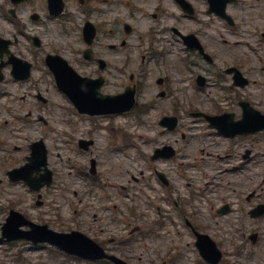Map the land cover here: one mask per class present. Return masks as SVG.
I'll use <instances>...</instances> for the list:
<instances>
[{"label": "rangeland", "instance_id": "374dc122", "mask_svg": "<svg viewBox=\"0 0 264 264\" xmlns=\"http://www.w3.org/2000/svg\"><path fill=\"white\" fill-rule=\"evenodd\" d=\"M63 1L64 12L51 16L45 0L16 5L0 0L2 36H14V23L5 13L14 7L23 31L39 35L43 42L32 56L25 35L18 34L12 46L15 54L34 63L28 80L15 82L8 68L3 69L0 227L12 207L52 229H78L103 240L130 264H203L184 225L183 220L188 219L218 243L225 253L223 264H264V216L250 218L247 214L264 202V131L229 139L213 133L202 117L192 116L194 111L216 114L228 110L238 118L239 99L249 100L264 112V0H237L228 5L227 12L236 20L233 26L207 13L206 0H187L194 8L191 16L184 15L174 0H82L83 5L78 0ZM33 13L39 14L37 20L31 19ZM85 19L100 27L94 50L108 62L101 90L122 91L130 74L140 84L137 105L127 113H77L57 90L43 62L46 53H58L80 74L95 75L96 66L80 54L84 47L80 27ZM124 21L134 27V33L126 35L124 46L108 48L109 43L124 38ZM171 27L183 33L198 32L214 63L207 64L185 49ZM231 65L239 66L249 78L246 87H230L231 79L223 69ZM195 73L206 76L208 84L196 87ZM159 76L166 79L160 86L156 83ZM160 90L166 91L164 96L157 95ZM36 94L46 101L38 100ZM163 115L177 116L173 130L159 125ZM118 129L127 133V141ZM39 138L47 149L52 183L39 191L38 198V192L22 181H9L5 172L9 165H22L29 144ZM79 138H92L94 143L83 150L77 146ZM164 144L176 149L175 156L151 160L153 149ZM247 149L250 153L245 158ZM90 158L96 161L94 175L89 173ZM156 168L166 175L169 192L156 182ZM196 191L208 196L203 200L191 194ZM168 194L171 197L164 199ZM174 201L182 212L172 207ZM225 204H229L228 212H217ZM156 219L161 223L155 224ZM142 231L151 234L141 237ZM256 231L259 238L252 243L248 235ZM128 232L136 238L123 243L117 240H125ZM0 264L109 263L69 257L51 245L33 246L19 240L0 244Z\"/></svg>", "mask_w": 264, "mask_h": 264}, {"label": "water", "instance_id": "95a60500", "mask_svg": "<svg viewBox=\"0 0 264 264\" xmlns=\"http://www.w3.org/2000/svg\"><path fill=\"white\" fill-rule=\"evenodd\" d=\"M228 0H221L218 4H214L213 0H210L211 7L210 9L215 10L216 12L223 14L224 5ZM55 7L53 5H50ZM58 8L53 10V12H58L61 9V3H58ZM51 68L56 73L59 81L64 76L63 87L68 91V94L73 99L75 104L81 111H89L94 113V105L92 104L94 101L91 100L94 95V99L96 98L97 88L101 85V80H88L87 78H81L76 75L73 70L66 64L64 60L60 57L51 56ZM133 93L134 91L131 89H127L125 93L119 94L116 96H100L98 99L102 102V105L99 106L98 112H109V111H119L123 109H128L133 104ZM120 98H124V101H121ZM251 117H257L261 120H264V115L260 112L252 109L247 103L243 104V116L242 119L231 122V129L220 128L224 132L229 133L230 135H234L236 133H247L254 132L257 128H251L246 126L249 119ZM264 128V125L261 126ZM40 145L41 142L34 143L33 146ZM17 221V224L28 223L26 220L22 218L18 213L12 212L8 218V222L6 226L13 222ZM29 225L32 227L31 231H15V232H6L3 234L7 235L8 239L18 238V237H26L33 239V241L38 240H47V237L50 241L57 243L60 247L67 249L70 252L77 253L90 258H98L103 257L105 254L103 251L95 245L91 240L86 238L85 236L78 234L76 232L72 234H61L55 233L53 231H49L45 226L34 225L29 222ZM37 230H41V234L37 233ZM48 235V236H47ZM207 238V237H206ZM48 239V240H49ZM208 239V238H207ZM209 240V239H208ZM210 246L213 248L214 245L211 241H209ZM113 258V257H111Z\"/></svg>", "mask_w": 264, "mask_h": 264}]
</instances>
